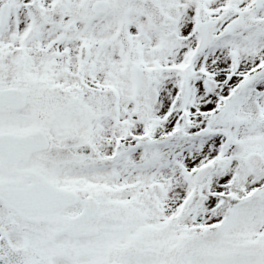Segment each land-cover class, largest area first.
<instances>
[{
	"label": "snow or ice",
	"instance_id": "snow-or-ice-1",
	"mask_svg": "<svg viewBox=\"0 0 264 264\" xmlns=\"http://www.w3.org/2000/svg\"><path fill=\"white\" fill-rule=\"evenodd\" d=\"M0 264H264V0H0Z\"/></svg>",
	"mask_w": 264,
	"mask_h": 264
}]
</instances>
